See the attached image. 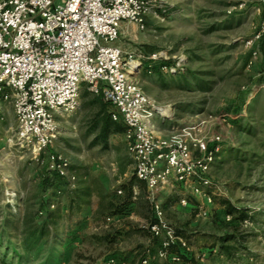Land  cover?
Segmentation results:
<instances>
[{
	"label": "rangeland",
	"instance_id": "obj_1",
	"mask_svg": "<svg viewBox=\"0 0 264 264\" xmlns=\"http://www.w3.org/2000/svg\"><path fill=\"white\" fill-rule=\"evenodd\" d=\"M161 3L169 9L165 17L158 9L152 11L144 29L125 22L127 29L114 45L128 57H142L140 86L168 108L169 119L163 123L157 118L161 127L168 125L166 132L157 130L159 137L168 140L179 127H195L209 146L216 137L223 141L207 175L218 188L212 203L189 187L159 194L167 230L154 244L150 220L135 211L152 209L147 191L130 214H112V203L125 196L122 186L134 176V164L124 134L110 136L108 149L93 144L99 105L87 86L82 87L78 108L70 116L57 117L59 130L49 149L67 159L76 180L64 178L50 189L43 186V180L53 176L49 155H36L18 143L16 115L5 105L0 124V264H137L152 247L162 264H178L175 257L184 264H264L263 0ZM154 55L159 59L151 60ZM161 61L174 65L158 73L148 68ZM134 193L139 195V189ZM183 199L188 205L181 204ZM42 200L59 218L43 243L27 253L21 244L22 219L30 217V227H37L45 218L39 208ZM224 200L250 218L239 226ZM169 230L181 233L187 245L176 244L180 255L165 251L171 242ZM227 232L237 237L232 261L217 243Z\"/></svg>",
	"mask_w": 264,
	"mask_h": 264
},
{
	"label": "built area",
	"instance_id": "obj_2",
	"mask_svg": "<svg viewBox=\"0 0 264 264\" xmlns=\"http://www.w3.org/2000/svg\"><path fill=\"white\" fill-rule=\"evenodd\" d=\"M56 1L0 0V124L5 105H11L18 143L36 155L48 154L50 171L74 183L67 159L49 149L58 134L57 117L78 108L87 86L109 105L113 120L126 127L134 175L145 182L158 220L150 229L160 236L167 225L158 195L189 187L211 204L218 188L207 175L223 143L216 137L209 146L195 127H179L168 140L159 137L157 118L164 123L169 117L137 80L142 57H128L114 45L124 22L144 29L146 17L161 7V0ZM135 61L139 66L133 69ZM181 204L188 205V199ZM168 236L172 243L187 246L173 231ZM175 261L184 264L179 257Z\"/></svg>",
	"mask_w": 264,
	"mask_h": 264
},
{
	"label": "trees",
	"instance_id": "obj_3",
	"mask_svg": "<svg viewBox=\"0 0 264 264\" xmlns=\"http://www.w3.org/2000/svg\"><path fill=\"white\" fill-rule=\"evenodd\" d=\"M168 10L169 9L167 8L163 9L162 7H159L157 12H159L162 16L165 17ZM173 65L174 64L172 61L169 62L161 61L158 65L155 66L149 65L148 68L150 69L152 68V70L155 73H158L161 71L162 67H171ZM86 94H89V92L87 91ZM93 102L99 105V109L96 112L92 124L93 126L92 129L94 131H97L96 137L93 140V144L102 145L104 149H108L109 147L108 141L110 136L124 134L126 131V127L124 126V124L113 120L112 115L110 113L109 105L104 103L100 96L95 95ZM218 155L219 153L216 154V157ZM52 175H53L52 178L50 179L45 178L43 180L44 188L46 189L54 188L59 181L64 179L56 172H52ZM122 187L124 188L125 196L122 199H120L118 203L116 204L112 203L111 206H114L115 208L114 211H112L113 216H123L126 214H130L132 212V207L135 205L138 206L139 204L138 201L140 200V198H142L141 196L143 195V193L147 191L145 182L138 179L135 175L131 177V179L127 183H125ZM134 188L139 189L140 191L139 195L138 193L137 194L134 193ZM223 202L224 205L227 207L228 214L236 218V220L239 222V226L250 218L249 213L247 211L237 209L236 207H234L225 200ZM39 208H40V213L45 212V218L37 227L34 228L30 227L29 225L31 223L30 217H26V218L23 217L22 219L23 230L21 234V244L27 253L30 250H32L34 247L43 243L45 236L48 234L49 226H51V224L56 222L59 218L57 211L54 212L50 211V203L42 200L39 203ZM137 210L138 209H135L136 212H139V215L150 220V227L158 223L156 215L152 216L151 213V211L154 210L153 207L152 209L146 207V211H140V210L137 211ZM228 226H230V224ZM2 227L5 228L6 227L5 224H2ZM233 228L237 229L236 226H234ZM173 232L176 236L179 237L182 236L181 233L177 231H173ZM153 238H154V244H159L157 241L159 240V236L153 234ZM217 243L219 245L222 255H225L229 261H232L235 254L238 252L236 233L227 232L219 236L217 239ZM176 244L182 246V244H180L179 241L174 243L170 242L168 245L169 248H165V251L166 252L170 251L172 253H176L180 255L181 253ZM240 245L241 242L239 240V247ZM156 250L157 249H155V247L149 248L147 252L145 251L143 253L142 259L137 264H143V261H145L148 258H150L148 264H162L160 263L159 260L155 258Z\"/></svg>",
	"mask_w": 264,
	"mask_h": 264
},
{
	"label": "crops",
	"instance_id": "obj_4",
	"mask_svg": "<svg viewBox=\"0 0 264 264\" xmlns=\"http://www.w3.org/2000/svg\"><path fill=\"white\" fill-rule=\"evenodd\" d=\"M125 29H127V27L125 26V22L122 24V30H125ZM156 124L158 125V130H160V131H168V125L167 126H165V127H161V124L162 123H159L158 121H156ZM160 134V133H159Z\"/></svg>",
	"mask_w": 264,
	"mask_h": 264
},
{
	"label": "bare ground",
	"instance_id": "obj_5",
	"mask_svg": "<svg viewBox=\"0 0 264 264\" xmlns=\"http://www.w3.org/2000/svg\"><path fill=\"white\" fill-rule=\"evenodd\" d=\"M132 66H133V69H136V67L139 66V62H138V61L133 62V63H132ZM167 109H168L167 107H162V108H161V111L163 112L164 115H166V110H167Z\"/></svg>",
	"mask_w": 264,
	"mask_h": 264
}]
</instances>
